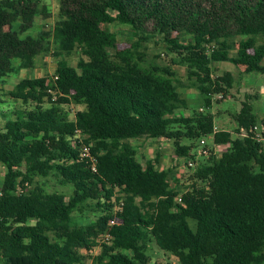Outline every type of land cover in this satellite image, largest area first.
<instances>
[{
    "label": "trees",
    "instance_id": "16d2710c",
    "mask_svg": "<svg viewBox=\"0 0 264 264\" xmlns=\"http://www.w3.org/2000/svg\"><path fill=\"white\" fill-rule=\"evenodd\" d=\"M57 4L54 26L33 37L27 32L49 12L42 0H0V83L34 68L39 57L65 61L78 51L75 67L56 68L50 79L0 88V104L3 97L20 102L0 130L1 264H86L81 251L95 248L93 264H151L150 243L175 264H264V149L251 133L264 119L249 95L230 115L233 133L218 130L208 111L232 97L235 79L218 69L221 63L264 75V0ZM113 23L135 39L127 48L100 29ZM149 40L170 65H145ZM176 65L184 77L174 73ZM191 90L197 108L185 96ZM67 106L80 108L72 119ZM77 131L95 173L80 156ZM161 138L192 171L187 187L175 179L176 167L159 168V153L143 166L130 144ZM204 138L212 139L204 146L208 156L196 161L195 142ZM216 145L224 147L219 154ZM47 178L72 188L71 196L47 192L37 182ZM84 211L95 218L74 222Z\"/></svg>",
    "mask_w": 264,
    "mask_h": 264
},
{
    "label": "rangeland",
    "instance_id": "374dc122",
    "mask_svg": "<svg viewBox=\"0 0 264 264\" xmlns=\"http://www.w3.org/2000/svg\"><path fill=\"white\" fill-rule=\"evenodd\" d=\"M42 4L47 6L49 12L44 14L36 19L34 27L31 28L27 34L33 37L39 35L42 30H48L52 28L57 20V13H58V4L57 0H42ZM113 14V13H112ZM114 15V14H113ZM100 29L114 33L117 36V45L119 49L127 48L130 44L132 39L128 33L126 27L119 25L118 23L113 24H102L100 25ZM27 34H23L25 36ZM146 48V64L150 63L159 65V66H168L170 65L169 57H166L164 52L162 51L161 46H157L155 41L149 40L148 42L144 43ZM235 52H231L233 56ZM159 56V58H156ZM78 59V51L70 53L65 61H60L58 59H54L52 55L49 53L46 56L39 57L35 60L34 68L22 70L18 75L11 74L10 76L5 77L1 83L0 88L3 92H7L12 90L18 81L23 78H32V77H47L50 79L53 76V73L56 68L59 67H75L76 61ZM220 71L231 69L235 75L236 82L234 84L233 89L230 91L232 97L228 98L227 100H223L219 103H214L212 107L208 110L213 118H214V125L220 131H228L233 133L236 125L231 120L230 115L236 113L240 109V103L245 99V95H249L251 99L249 100L252 104L253 110L255 115L258 119H264V75H256L255 73L250 74L251 77L247 78V83H243L241 81V77L243 76V70L237 68V70L230 65H218L217 66ZM222 67V68H221ZM174 73L179 77H184L185 69L184 67H180L176 65L172 67ZM245 75V74H244ZM252 75H255L252 77ZM239 78V79H238ZM65 96H69L71 93L70 91L65 92ZM4 94V93H3ZM188 94H193L191 98H188L191 108L199 107V97L198 94H194L192 91L185 92V96ZM197 95V96H196ZM4 104H0V130L2 129L4 123L14 117V113L19 109L20 102H16L13 99L8 97H3ZM194 106V107H193ZM66 110L69 111L70 118H74V113L79 110V107L74 106H67L65 107ZM185 114H189V111H182ZM220 113V114H218ZM233 135V134H232ZM234 136V135H233ZM130 144L136 148L137 150V159L138 161L144 166L146 161L149 159H153V157L159 153L160 154V169H166L170 166L176 167L175 179L179 180L181 185L185 187L188 186L190 183L188 181V176L192 173V171L188 170L185 167V160L182 158H176L174 155V147L171 141L165 139H143V140H132ZM182 144H190L189 141H182ZM206 144L211 146L212 139H206ZM197 148L194 149L195 152L200 151L199 142H195ZM206 159L204 157H197L196 161H203ZM6 173V169L4 166L0 165V183ZM40 184H44V189L51 193V192H60L63 193L66 197L71 196L72 188L66 186H60L56 183L54 178H47V179H38ZM93 213L88 211H84L83 214H74L73 220L77 224H82L84 221L88 222L93 220L95 217ZM87 218L86 220H84ZM94 254H98V249L94 250ZM147 254L150 258L151 264H175V261L172 257L164 252L160 251L158 247L154 243H150L148 245ZM1 264V262H0Z\"/></svg>",
    "mask_w": 264,
    "mask_h": 264
},
{
    "label": "built area",
    "instance_id": "2783aa9c",
    "mask_svg": "<svg viewBox=\"0 0 264 264\" xmlns=\"http://www.w3.org/2000/svg\"><path fill=\"white\" fill-rule=\"evenodd\" d=\"M54 79H56V78H54ZM215 130H216V128H215ZM251 133L253 134L255 141L260 145V147L262 149H264V125L259 124V125L255 126V127H253L251 129ZM82 139H83L82 134L79 131H77L76 134H75L74 142H78L79 145H81V153H80V156H81L82 159L87 160L91 164V170L95 173L96 172V167H95V163L96 162H95V158L90 153V146L89 145H85L82 142ZM205 145H206V139L205 138L204 139H201L199 141V146H200V151H198L199 156H202V157L203 156L204 157L205 156L206 157L208 156V151L204 149V146ZM223 148L224 147H222L220 145H216V146H214V152L216 154H219L222 151ZM188 166H191L192 167V163L189 162L188 163ZM176 202L179 203V204L182 202L181 201V196H178L176 198ZM116 224H117V219L116 218H113L109 222V226L110 227H113ZM108 237L109 236H105V238L102 241L103 242H106L108 240ZM95 249L90 250V251H86V250H82L81 251L82 254L87 257L86 264H93V257L96 256L94 254V250Z\"/></svg>",
    "mask_w": 264,
    "mask_h": 264
},
{
    "label": "crops",
    "instance_id": "0c3cea01",
    "mask_svg": "<svg viewBox=\"0 0 264 264\" xmlns=\"http://www.w3.org/2000/svg\"><path fill=\"white\" fill-rule=\"evenodd\" d=\"M221 65H230V66H233V65H231L230 63H221ZM234 67V66H233ZM222 68V67H221ZM235 68V67H234ZM236 70H237V68H235ZM238 70H239V68H238ZM223 72H230V73H232V75L234 76V79H235V75H234V73L232 72V70L231 69H228V70H223ZM256 75H259V74H256ZM253 76H255V75H252V77ZM248 77H251V75L249 74V75H247V74H243V76L241 77V81H243V83H247L248 81H247V78ZM239 79V78H238ZM235 82H236V79H235ZM194 94L196 93L195 91H193V90H191ZM197 94V93H196ZM191 96H194L193 94H188V96H186L187 98H191ZM197 96V95H196ZM199 97V96H198ZM192 107V106H191ZM194 107V106H193ZM218 114H220V113H218Z\"/></svg>",
    "mask_w": 264,
    "mask_h": 264
}]
</instances>
